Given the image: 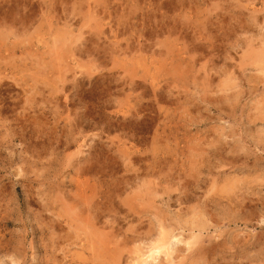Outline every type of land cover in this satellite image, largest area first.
<instances>
[{
  "label": "rangeland",
  "instance_id": "obj_1",
  "mask_svg": "<svg viewBox=\"0 0 264 264\" xmlns=\"http://www.w3.org/2000/svg\"><path fill=\"white\" fill-rule=\"evenodd\" d=\"M0 264H264V0H0Z\"/></svg>",
  "mask_w": 264,
  "mask_h": 264
},
{
  "label": "bare ground",
  "instance_id": "obj_2",
  "mask_svg": "<svg viewBox=\"0 0 264 264\" xmlns=\"http://www.w3.org/2000/svg\"><path fill=\"white\" fill-rule=\"evenodd\" d=\"M249 11V10H248ZM253 13V12H252ZM19 30V29H18ZM97 53V52H96ZM104 54V53H103ZM105 57V56H104ZM105 61V60H104ZM261 80V79H260ZM132 82V81H131ZM135 83V82H134ZM137 84V83H136ZM133 86V85H132ZM63 89V88H62ZM154 91V90H153ZM156 92V91H155ZM165 93V92H164ZM159 95V94H158ZM156 106V105H155ZM158 106V105H157ZM160 107V106H159ZM164 111V110H163ZM163 114V113H162ZM165 119V118H164ZM162 130V129H161ZM214 185V184H213ZM230 193V192H229ZM227 201V200H226ZM231 205V204H230ZM92 207V206H91ZM130 209V208H129ZM206 223V222H205ZM159 234V233H158ZM172 236V235H171ZM168 241H169V239H168ZM68 242V241H67ZM170 246V245H169ZM166 247H167V243H166V241L165 240H161V242H159L158 243V245L157 246H155V248H154V250L156 251V250H161V249H166ZM123 250V249H122ZM121 250V251H122ZM169 250V249H168ZM151 251V250H150ZM153 251V250H152ZM165 253H167V252H165ZM169 253V252H168ZM118 254V253H117ZM94 255V254H93ZM101 255H103V254H101ZM107 255H108V253H107ZM155 255V254H154ZM168 255V254H167ZM104 256V255H103ZM151 256V255H150ZM148 257V256H147ZM66 258V257H65ZM111 258V257H110ZM146 259H148V258H146ZM92 260V259H91ZM93 260H95V259H93ZM111 260V259H110ZM151 260V259H150ZM104 261V260H103ZM112 261H114L113 260V258H112ZM117 261V260H116ZM116 261H114V263H117ZM111 262V261H110ZM108 263V262H107Z\"/></svg>",
  "mask_w": 264,
  "mask_h": 264
}]
</instances>
